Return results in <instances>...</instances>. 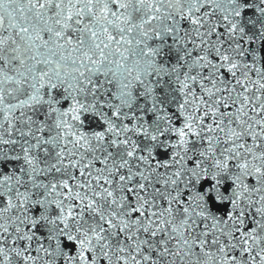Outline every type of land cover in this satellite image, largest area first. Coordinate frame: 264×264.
I'll list each match as a JSON object with an SVG mask.
<instances>
[{
  "label": "snow or ice",
  "instance_id": "snow-or-ice-1",
  "mask_svg": "<svg viewBox=\"0 0 264 264\" xmlns=\"http://www.w3.org/2000/svg\"><path fill=\"white\" fill-rule=\"evenodd\" d=\"M0 264H264V0H0Z\"/></svg>",
  "mask_w": 264,
  "mask_h": 264
}]
</instances>
